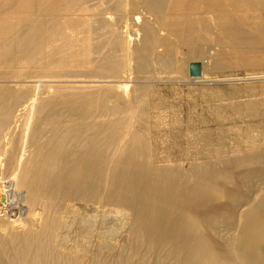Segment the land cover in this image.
Returning <instances> with one entry per match:
<instances>
[{
  "label": "bare ground",
  "instance_id": "obj_1",
  "mask_svg": "<svg viewBox=\"0 0 264 264\" xmlns=\"http://www.w3.org/2000/svg\"><path fill=\"white\" fill-rule=\"evenodd\" d=\"M235 65L264 0H0V264H264V95L226 151L159 101Z\"/></svg>",
  "mask_w": 264,
  "mask_h": 264
},
{
  "label": "rangeland",
  "instance_id": "obj_2",
  "mask_svg": "<svg viewBox=\"0 0 264 264\" xmlns=\"http://www.w3.org/2000/svg\"><path fill=\"white\" fill-rule=\"evenodd\" d=\"M204 57L207 56L204 55ZM241 66H231L224 72L209 74L204 78H195L193 81L187 80L185 82L172 83L174 85H168L167 82L164 84L163 82L159 92V101L164 106L169 107L171 105L170 108H172L171 110L174 113L176 112L175 116L178 117H176L178 120L183 119L185 121L189 119L187 121L191 120L193 123L196 122L198 124L202 122V119H205L212 144L220 148L221 151L231 149V143L237 138L232 132V127L234 126L230 125V122L225 121V119L216 116V114H211L212 110L209 107L214 108L215 104L221 105L223 106V112L229 115L233 114L237 104L240 106L245 104L249 96L263 97L264 68ZM202 91L206 92V94H203ZM217 95L219 96L217 97ZM173 104L174 106H172ZM175 105L177 109H175ZM182 114L184 115L182 116ZM247 124L253 128L263 127L264 120H249L243 125L244 127L240 123L237 125H240V128H245ZM169 137L177 143V147H179L178 145H182L180 134L174 132L169 134ZM7 185L8 180L4 179L1 182L2 189ZM2 211L6 212L10 210L4 208ZM5 212H2V214H5ZM11 214L18 215L15 209L11 210ZM110 224L112 225L113 223L111 222Z\"/></svg>",
  "mask_w": 264,
  "mask_h": 264
},
{
  "label": "water",
  "instance_id": "obj_3",
  "mask_svg": "<svg viewBox=\"0 0 264 264\" xmlns=\"http://www.w3.org/2000/svg\"><path fill=\"white\" fill-rule=\"evenodd\" d=\"M190 74L192 76H201L202 75V65L199 62H192L190 64Z\"/></svg>",
  "mask_w": 264,
  "mask_h": 264
}]
</instances>
